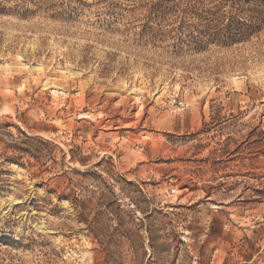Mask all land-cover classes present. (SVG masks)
Listing matches in <instances>:
<instances>
[{
	"label": "rangeland",
	"instance_id": "obj_1",
	"mask_svg": "<svg viewBox=\"0 0 264 264\" xmlns=\"http://www.w3.org/2000/svg\"><path fill=\"white\" fill-rule=\"evenodd\" d=\"M0 264H264V0H0Z\"/></svg>",
	"mask_w": 264,
	"mask_h": 264
}]
</instances>
